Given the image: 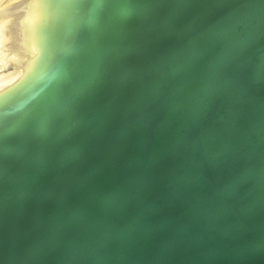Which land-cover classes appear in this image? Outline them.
Returning <instances> with one entry per match:
<instances>
[{
  "label": "water",
  "instance_id": "water-1",
  "mask_svg": "<svg viewBox=\"0 0 264 264\" xmlns=\"http://www.w3.org/2000/svg\"><path fill=\"white\" fill-rule=\"evenodd\" d=\"M0 264H264V0H38Z\"/></svg>",
  "mask_w": 264,
  "mask_h": 264
},
{
  "label": "bare ground",
  "instance_id": "bare-ground-1",
  "mask_svg": "<svg viewBox=\"0 0 264 264\" xmlns=\"http://www.w3.org/2000/svg\"><path fill=\"white\" fill-rule=\"evenodd\" d=\"M37 4H38V0H31L30 3H27L26 9H23L21 13H19L20 10L19 11L17 10L18 12L16 13L18 16H16V18H18L19 20H17L15 23L13 22L14 24L10 25L12 28H10L11 31H8V33L12 32L14 37L10 36V38L13 37L16 43L15 46L12 45L14 46L12 48L14 50L17 49L20 52L22 51L24 53H22L23 56H21V54L17 50L15 51L16 54L14 55L18 54L21 57L17 55L18 58L20 57V59L18 60L16 56L17 61L15 60V57H14V60L16 62L15 64L12 63L13 72H11L9 76L2 74V71L5 69L4 67L5 66L7 67V65L4 62L5 64L3 63L4 65L2 67V63H1V66H0V94L4 93L8 89H10L12 86H14L16 83H18L26 75V73L28 72L30 68L31 59H32V26H33V20H34ZM13 39H12V42L14 43Z\"/></svg>",
  "mask_w": 264,
  "mask_h": 264
},
{
  "label": "rangeland",
  "instance_id": "rangeland-1",
  "mask_svg": "<svg viewBox=\"0 0 264 264\" xmlns=\"http://www.w3.org/2000/svg\"><path fill=\"white\" fill-rule=\"evenodd\" d=\"M30 1L31 0H0V66H1V63H2V67L5 63L7 65V67L5 66L4 67L5 69L2 71L3 75L9 76L11 72H13V68H12L13 64H15L17 59L19 60L20 57L23 56L22 53L24 52L22 51L20 52L19 50L16 49V47L15 49L21 54V56L17 54L18 56H20L18 58L17 55H14L16 54L15 52L16 50H14L12 47H14L16 43L14 41L15 39H13L14 36L12 32L8 33V31H11L10 28L12 27L10 25L14 24L17 20H19L18 18H16V16H18L16 12L20 10L19 13H21L23 9H26V5L27 3H30ZM10 36H13L11 38L13 39L14 43L12 42V39L10 38ZM16 56H17V59H16ZM14 57L16 61L14 60Z\"/></svg>",
  "mask_w": 264,
  "mask_h": 264
}]
</instances>
